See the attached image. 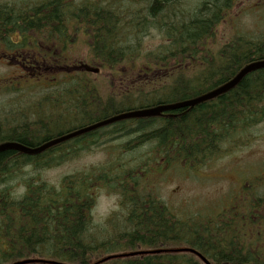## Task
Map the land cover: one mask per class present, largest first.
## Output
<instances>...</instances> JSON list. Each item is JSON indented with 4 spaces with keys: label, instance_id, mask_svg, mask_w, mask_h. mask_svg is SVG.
<instances>
[{
    "label": "trees",
    "instance_id": "trees-1",
    "mask_svg": "<svg viewBox=\"0 0 264 264\" xmlns=\"http://www.w3.org/2000/svg\"><path fill=\"white\" fill-rule=\"evenodd\" d=\"M24 1L0 5V41L5 46L8 41L14 44L15 37L18 42L10 49L17 52L46 42L58 63L31 68L32 76L46 77L45 86H32L50 92L47 100L25 108L15 104L8 112L0 109V144L37 147L130 110L132 106H121L125 97L138 101L156 97L164 89L175 91L172 97H156L136 109L193 99L225 84L247 64L264 59V31L255 39L237 34L213 48L217 26L239 0ZM153 32L163 42L146 52L144 41ZM80 44L90 54L83 62L113 73L119 65L132 72L165 68L168 83L151 93L138 91L136 97L130 89L120 98L103 97L85 71L78 72L69 62ZM174 69L178 73L173 74ZM45 70L58 73L48 75ZM2 90L22 91L19 87ZM12 100L19 101L18 97ZM19 113L22 117L16 118ZM82 118L89 119L68 131L53 132L67 119ZM263 123L261 69L230 91L194 107L120 121L35 156L0 152V264L28 259L93 264L126 254L132 255L101 264H204L190 252H167L180 248L195 251L209 264H264V181L254 186L243 183V201L236 199L212 214L203 208L177 211L160 198L153 181L147 182L151 174L186 176L211 167L245 146L252 129ZM105 138L125 139L128 151L150 145L151 152L129 168L117 154L115 163L66 176L58 185L42 177L41 171L99 148ZM99 191L116 195L118 211L95 223L92 211Z\"/></svg>",
    "mask_w": 264,
    "mask_h": 264
},
{
    "label": "rangeland",
    "instance_id": "rangeland-1",
    "mask_svg": "<svg viewBox=\"0 0 264 264\" xmlns=\"http://www.w3.org/2000/svg\"><path fill=\"white\" fill-rule=\"evenodd\" d=\"M37 1L42 0H34V2ZM5 3L25 4V1L0 0V5ZM263 31L264 0H239L230 11L227 19L217 26L215 37L212 39V43L214 41L212 45L213 48L220 47L237 34L252 36V38L255 39L257 36L261 35ZM80 39L82 40V38ZM12 40L13 43L18 42L16 38H12ZM76 41L79 40L76 39ZM162 42L163 39L161 36L153 32L144 41L146 52L156 50ZM43 45H41V47ZM6 46L11 48L15 47L14 44L9 43ZM74 48L76 50L73 51V58L69 57V62L80 67V63H82L81 60H86V58L89 60L90 54L86 46L83 47L81 44ZM6 50L9 49H4L3 45L0 46V56H2L0 59V109L8 112L10 111V107L16 105L25 108L32 102L38 103L47 100L50 96V92L41 87L36 88L32 86H45L47 83L46 77L43 74L38 77L29 76L14 57L7 56V54L12 51L16 54L15 57H17L19 52L12 49H10L9 52ZM3 51L5 54L4 56L2 55ZM50 51L52 52V49ZM21 53L22 51L20 54ZM47 54H49V52H47ZM87 66L91 68L98 67L91 63ZM34 67L35 69L37 68V66ZM39 67L43 68L44 66ZM46 67L49 66H45V68ZM116 68L117 69L114 73L112 72V74L106 72L107 70L101 69L97 74L86 76L91 79L98 88L100 95L103 97L115 96V98H120L123 93L129 90L123 89L130 87L131 94L134 93L133 97H136L138 91L151 93L168 83V80H166L169 73L168 70L165 68H163V70H149L142 74L147 73L150 76L146 79L142 78L138 82V84H141L140 82H146V84L142 83L140 88L136 90L132 88L136 84L131 83V81L135 78L137 73H139V70L132 72L120 65ZM29 72L32 73V70L29 69ZM45 73L48 75L53 73L55 75L58 73V70H45ZM176 73H178V71L174 69L173 74ZM121 80L126 81L121 83ZM11 87H19L22 91L16 90L15 92L3 93V88ZM26 91L30 93H26ZM174 93V90L164 89L158 93L156 97H172ZM14 97H18L19 101L12 103L14 102V100H12ZM156 97L145 96L141 97L138 101H133L129 97H125L122 103L121 101L115 102V105L118 107L121 103L123 108L132 106L133 109H136L139 104L154 101ZM132 107L127 109L133 110ZM21 111L23 110L21 109ZM24 114L30 115V113L27 112ZM19 115L17 114L16 118L22 117L20 113ZM87 119L89 118H82L80 120L67 119L65 122H61L59 127L54 128L53 132L61 129L68 131L72 128H76L79 122ZM248 139L245 146L239 147L232 153L222 156L217 159L211 167L200 169L198 173L193 175L189 173L183 176L179 173L166 172L164 175L158 176L155 174L153 177V174H151L147 182L149 183L150 180L153 181L155 184L154 189L158 191L160 198L177 211H195L198 208H203V210L205 209V211H208L207 214H212L214 210L219 208L221 210L225 209L227 206L233 204L236 199H242L244 197L243 193L240 191V187L243 183H245L244 185L248 183L254 186L255 182L264 181V123L252 129ZM124 141L126 142L125 139L112 141L110 138H105L103 139L104 145H101L99 148H91L90 151L80 153L78 158L70 162H65L61 166L41 171V175L51 184L58 185L62 178L66 176L86 170L89 171L93 168H100L102 165L105 166L106 164L115 163L117 154L120 163L129 168L136 164L138 165L140 161H143V158L151 152L150 145L128 151L127 148L124 147ZM110 153L112 154L109 155ZM96 196L97 198L92 211V217L95 223H101L106 220L107 217H110L118 211L117 197L108 191H99Z\"/></svg>",
    "mask_w": 264,
    "mask_h": 264
},
{
    "label": "water",
    "instance_id": "water-1",
    "mask_svg": "<svg viewBox=\"0 0 264 264\" xmlns=\"http://www.w3.org/2000/svg\"><path fill=\"white\" fill-rule=\"evenodd\" d=\"M260 69H264V59L259 60V61H255V62H252V63L246 65L230 81L226 82L222 86H220V87H218V88H216V89H214V90H212V91H210V92H208L202 96H199L197 98L182 101V102L175 103V104H161V105L151 107V108L121 113L119 115H116V116L111 117L109 119L95 123L93 125H90V126L78 129L76 131L67 133L65 135L56 137L55 139L45 141L44 143L38 145L37 147H28V146H25V145H22V144L16 143V142H6L3 144H0V152L6 151V150H12V151H16V152H19V153H22L25 155L34 156V155H38V154L46 151L47 149H49L55 145H58V144L63 143L65 141L71 140L75 137L89 133L91 131H94V130L99 129L101 127L113 124V123L118 122V121L127 120V119H137V118L158 117V116H160L166 112L176 111V110L188 108V107H194L195 105H198L200 103L206 102V101L211 100V99H214V98L218 97L219 95L230 91L235 86H237L239 84V82L246 75H248L249 73H252L254 71L260 70ZM93 72L97 73V70H94ZM173 251L192 252V253L194 252L193 250H189V249H180V250H173ZM169 252H172V251H169ZM136 254H138V253H136ZM127 255H132V254H127ZM127 255H124V256H127ZM115 257H118V256L106 257V258H104V259H102V260H100L94 264H100V263L105 262L107 260H111ZM198 257H200V259L205 264H209L201 256L198 255ZM36 262H43V261H41V260H22V261H18V262L12 263V264H31V263H36ZM45 263L58 264L55 262H45Z\"/></svg>",
    "mask_w": 264,
    "mask_h": 264
},
{
    "label": "flooded vegetation",
    "instance_id": "flooded-vegetation-1",
    "mask_svg": "<svg viewBox=\"0 0 264 264\" xmlns=\"http://www.w3.org/2000/svg\"><path fill=\"white\" fill-rule=\"evenodd\" d=\"M8 56L9 57H14L15 58V53L14 52H12V51H10L9 53H8ZM2 58V56H0V59ZM16 59V58H15ZM147 77V75H145V74H138V75H136V77L132 80V82H134V83H136L137 81H139V80H141L142 78H146Z\"/></svg>",
    "mask_w": 264,
    "mask_h": 264
}]
</instances>
